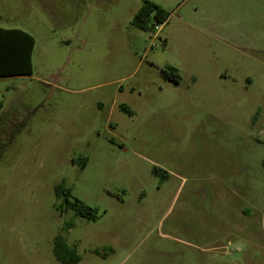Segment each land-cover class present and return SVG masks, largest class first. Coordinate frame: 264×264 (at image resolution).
<instances>
[{
  "label": "rangeland",
  "instance_id": "374dc122",
  "mask_svg": "<svg viewBox=\"0 0 264 264\" xmlns=\"http://www.w3.org/2000/svg\"><path fill=\"white\" fill-rule=\"evenodd\" d=\"M0 28L36 41L0 78V264H59L57 237L79 264H264V0H0Z\"/></svg>",
  "mask_w": 264,
  "mask_h": 264
},
{
  "label": "trees",
  "instance_id": "16d2710c",
  "mask_svg": "<svg viewBox=\"0 0 264 264\" xmlns=\"http://www.w3.org/2000/svg\"><path fill=\"white\" fill-rule=\"evenodd\" d=\"M155 14V22L163 24L168 19L167 14L157 4L146 1L145 5L136 13L133 25L143 31H153L156 23L152 22ZM36 41L28 32L20 29L0 28V78L31 76L33 74V52ZM165 78L177 82L180 78L179 71L174 67H167L162 71ZM2 104L0 103V109ZM122 110L128 111L123 106ZM58 194L63 191L57 189ZM76 215L96 220L98 213L95 209L85 205L79 200L69 204ZM54 255L59 264H79L81 257L76 247H70L62 237H57L54 245Z\"/></svg>",
  "mask_w": 264,
  "mask_h": 264
},
{
  "label": "crops",
  "instance_id": "0c3cea01",
  "mask_svg": "<svg viewBox=\"0 0 264 264\" xmlns=\"http://www.w3.org/2000/svg\"><path fill=\"white\" fill-rule=\"evenodd\" d=\"M206 35H212V36H215L214 34H216V36L218 37V38H221V34H220V32L218 31V30H216V32L215 33H210V32H208V33H205ZM177 69V68H176ZM178 70V69H177ZM179 71V70H178Z\"/></svg>",
  "mask_w": 264,
  "mask_h": 264
}]
</instances>
